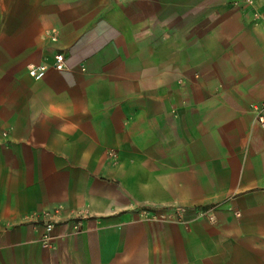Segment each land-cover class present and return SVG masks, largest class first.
Returning <instances> with one entry per match:
<instances>
[{"label": "crops", "instance_id": "0c3cea01", "mask_svg": "<svg viewBox=\"0 0 264 264\" xmlns=\"http://www.w3.org/2000/svg\"><path fill=\"white\" fill-rule=\"evenodd\" d=\"M0 264H264V0H0Z\"/></svg>", "mask_w": 264, "mask_h": 264}, {"label": "built area", "instance_id": "2783aa9c", "mask_svg": "<svg viewBox=\"0 0 264 264\" xmlns=\"http://www.w3.org/2000/svg\"><path fill=\"white\" fill-rule=\"evenodd\" d=\"M51 67L56 71L62 70V68H63L62 56L60 54L53 56V62H52ZM26 74L31 79H33L35 81H39L43 78L44 66H42V65L31 66V67L27 68ZM254 110H257L260 113L261 108H254ZM257 120H258V122L262 123L261 115H259L257 117ZM194 214L196 216H199V217H206L209 221H212V217L205 210H197V211L195 210ZM165 216H166V213L161 212V211H157V210H153V209H143L139 212V217L142 220H149V221L163 220V219H165ZM174 216H176V215L172 214L170 220L175 221L176 218ZM40 217L41 218H47V214H43ZM79 219H80V216L73 217V219H72L73 222L71 224V231L72 232L78 231ZM54 224H55L54 222H50V221H45L42 224V233L40 236V242H41V245L44 247H47V248L53 247V245L51 243L50 234H51V231H52Z\"/></svg>", "mask_w": 264, "mask_h": 264}, {"label": "rangeland", "instance_id": "374dc122", "mask_svg": "<svg viewBox=\"0 0 264 264\" xmlns=\"http://www.w3.org/2000/svg\"><path fill=\"white\" fill-rule=\"evenodd\" d=\"M187 208H177L175 214L176 216H174L176 219L174 222H177V223H185L186 222V219H185V214L187 213L188 210H186ZM194 211L196 210H202L201 208H195L193 209ZM174 215V213H173Z\"/></svg>", "mask_w": 264, "mask_h": 264}]
</instances>
